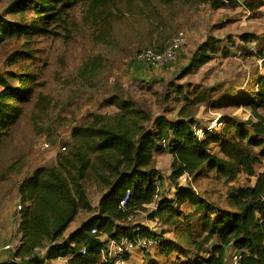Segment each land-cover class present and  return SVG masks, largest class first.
I'll return each mask as SVG.
<instances>
[{
    "label": "trees",
    "instance_id": "16d2710c",
    "mask_svg": "<svg viewBox=\"0 0 264 264\" xmlns=\"http://www.w3.org/2000/svg\"><path fill=\"white\" fill-rule=\"evenodd\" d=\"M121 1L129 6L135 3L29 0L19 4L17 0L5 12L17 15L32 10L35 19L18 23L0 14V45L14 38H27L31 44L35 37L53 33L55 26L67 22L68 10L78 4L85 5L83 24L96 32L98 42H106L113 28L114 9ZM163 1L169 4L178 0ZM199 2L213 10L230 3L238 5L236 0ZM240 39L246 45L262 41L253 33H244ZM220 42L210 36L200 44L177 78L184 79L209 64L218 54ZM256 54L264 64V47ZM30 58L35 57L27 51L10 63ZM38 77L29 68L22 72L0 71V140L24 116ZM181 86L170 83L174 93L191 99ZM258 87L254 97H235L238 91L232 90L216 101L223 107L247 106L256 121L232 117L224 123L222 133L208 127L202 137L197 133L195 117L183 113L174 119L165 113L153 116L134 99L110 95L104 105L116 108V113H93L87 124L73 129L69 153L60 155L54 166L37 168L19 184L21 242L12 255L17 260L13 264H53L59 259H66V264H116L105 255L109 241L139 236L156 240L157 245L150 249L163 257L174 254L176 264H228L232 249L234 255L241 256V264H264V172L257 176L254 186L236 187L229 192L237 206L235 210L199 197L194 188L180 181L184 175L199 180L210 172L227 183L234 182L240 173L256 176L255 164L260 156L264 157V114L259 112L264 108V76L258 80ZM215 144L221 146L222 157L213 153ZM255 148H261L259 155ZM161 154L173 156L172 198L160 194L163 176L155 161ZM88 180L95 182L100 191L96 206L86 187ZM128 192L129 201L123 207L121 203ZM153 204L157 210L151 219H165L172 226L174 238L133 223L136 214ZM187 205L191 206L190 213L184 211ZM81 212L88 213V218L67 235ZM148 259L153 260L150 254Z\"/></svg>",
    "mask_w": 264,
    "mask_h": 264
},
{
    "label": "rangeland",
    "instance_id": "374dc122",
    "mask_svg": "<svg viewBox=\"0 0 264 264\" xmlns=\"http://www.w3.org/2000/svg\"><path fill=\"white\" fill-rule=\"evenodd\" d=\"M15 1L0 0V14L18 23H31L35 19L32 10L17 15L5 12ZM19 1L22 4L29 0ZM236 1L238 5L230 3L219 10L199 0H178L169 4L163 0H135L131 6L121 1L114 9L113 28L106 42H98L96 32L83 24L85 5L78 4L68 10L67 22L55 26L53 33L37 36L31 44L27 38H14L0 45V71L22 72L29 68L39 75L33 100L25 106L24 116L0 140V209L11 200H18V186L23 179L39 167L56 165L60 155L69 153L74 128L87 124L93 113L117 112L116 108L104 105L112 94L134 99L153 116L165 113L174 119L183 113L195 117L199 124L196 129L203 131L212 124L210 131L222 133L224 123L232 117L256 121L247 106L216 104L223 94L232 90L238 91L235 97H254L259 89L258 80L264 76L263 61L256 54L264 47V0ZM245 2H249L250 9ZM179 30L187 32L188 43L176 63L150 69L135 61L139 51L163 49ZM244 33L256 34L261 44L259 41L244 44L240 39ZM210 36L221 41L218 54L197 73L178 79L187 66L184 63ZM27 51L35 58L10 63ZM170 83L182 85L191 99L185 100V96L174 93ZM259 112L264 114V108ZM44 144L48 148H44ZM212 151L223 156L220 145H213ZM255 151L259 155L261 148ZM172 162L170 154L158 155L155 161L163 176L160 194L169 197L175 192L170 179ZM255 171V177L240 173L231 183L214 172L199 180L189 177L187 182L180 181L194 188L199 197L235 210L237 206L229 192L236 187L255 185L257 176L264 172L263 156L255 164ZM86 187L96 204L100 196L97 184L88 180ZM17 207L18 202L15 205L18 211ZM156 210V206H149L135 215L133 223L164 231L165 237L174 238L172 226L166 224L165 219H151ZM184 211L190 213L191 206H185ZM87 215L81 212L78 221L85 220ZM152 250L137 249L131 253L130 264H176L174 254L163 257ZM149 254L153 260L148 259Z\"/></svg>",
    "mask_w": 264,
    "mask_h": 264
},
{
    "label": "built area",
    "instance_id": "2783aa9c",
    "mask_svg": "<svg viewBox=\"0 0 264 264\" xmlns=\"http://www.w3.org/2000/svg\"><path fill=\"white\" fill-rule=\"evenodd\" d=\"M244 6V5H242ZM251 15V12H247ZM188 43V34L185 30H179L164 46V49L161 52L152 49H146L139 51L135 56V61L146 65L150 68H162L170 66L176 63ZM213 128V125L209 127V129ZM197 133L200 137L204 135V131L201 129H196ZM166 145L165 142H163ZM44 148H48L47 144L43 145ZM66 150V147L63 148ZM183 182H187L189 180L188 175H184L182 177ZM130 193H127L126 198L122 201V206L127 205L129 201ZM22 207L18 206V210H21ZM140 228H137L139 231ZM93 233H96V230H93ZM157 245V241L154 239L148 238H129L123 237L119 240H110L107 245V253L105 255L116 261V264H126L127 256L131 255L137 249H150L154 248ZM11 246H7L6 249H11ZM85 253V251H83ZM232 264H241V256L239 254H235L232 259Z\"/></svg>",
    "mask_w": 264,
    "mask_h": 264
},
{
    "label": "crops",
    "instance_id": "0c3cea01",
    "mask_svg": "<svg viewBox=\"0 0 264 264\" xmlns=\"http://www.w3.org/2000/svg\"><path fill=\"white\" fill-rule=\"evenodd\" d=\"M182 53H181V55H183ZM190 58L187 59L186 63H184V64H188ZM184 60H186V59H184ZM180 64H182V63H180ZM144 66H146V65H144ZM146 67H148V66H146ZM148 68H150V67H148ZM173 196L171 195L170 197L172 198ZM98 200H99V198H98ZM17 202H18V200H11L8 203H6V205H4V207L2 209H0V264H13L14 261H17L14 258H12V255L14 254L15 250L17 249V247L19 246V244L21 242L20 215L15 208V205L17 204ZM97 203L96 204L93 203L94 206H96ZM152 206H156V204H153ZM88 216H89V214L87 215V218H88ZM83 221L80 222V221H78V219H77V221L75 220L71 224L69 229L67 230V235H69L72 231L77 229ZM7 246H11L12 248L6 249ZM152 251H155V250H152ZM234 253H235V250H233V249L229 251L228 264H232V256L234 255ZM59 260H63L62 263H60V264H66V262H67L66 259H59ZM132 260H133V255H130L129 260H127L126 264H130Z\"/></svg>",
    "mask_w": 264,
    "mask_h": 264
}]
</instances>
